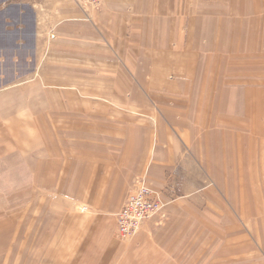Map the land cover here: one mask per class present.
Returning a JSON list of instances; mask_svg holds the SVG:
<instances>
[{
    "label": "rangeland",
    "instance_id": "374dc122",
    "mask_svg": "<svg viewBox=\"0 0 264 264\" xmlns=\"http://www.w3.org/2000/svg\"><path fill=\"white\" fill-rule=\"evenodd\" d=\"M19 1L0 0V90L11 98L9 124L30 121L38 107L43 114L56 110L55 122L63 124L66 104L59 93H79L102 85L107 89L111 83L102 81L108 80L111 69L99 68L102 61L95 55L80 61L78 50L70 53L63 45L48 43L37 53L32 6ZM71 1L86 19L103 2L96 0L94 7L85 10L77 0ZM184 4L186 14L199 17L192 21L190 35L189 26L183 28L182 44L192 52L180 54L179 60L184 62H178L179 67L165 68L156 59L158 51H147L144 54L156 59L151 69L134 68L138 54L124 52L121 82L116 86L128 91L122 78L133 81L135 89L147 96V105L137 100V105L134 101L126 105L127 101L121 100L118 106L168 109L167 117H162L167 118L168 134L180 143L182 154L192 158L191 165L177 166L189 173L194 191L190 217L183 213L184 255L190 257L184 264H264V117L259 116L264 102L258 104L262 113L261 108L247 111L245 105L255 96L257 100L259 95L264 97V36L262 41L252 22L264 17V0H185ZM48 33L51 40L53 30ZM186 59L194 63L188 66ZM70 63L76 66L70 67ZM79 66L88 67L81 71ZM166 70L168 83L160 85ZM143 79L152 83L144 84ZM246 90L248 98L243 93ZM101 101L112 106L111 100L89 99L87 107ZM136 118L155 121L150 116ZM15 132H8L7 150L0 149V264H48V247H54L48 243L49 211L55 204L65 203L58 196L63 181L54 173L61 166L64 139L67 145L70 141L74 144L78 133L51 131L49 139L43 132L40 140L35 132L21 142ZM33 137L39 157L22 158L14 152L15 145H31ZM155 141L153 133L152 143ZM182 179L189 181L187 175ZM176 200L185 204L187 197ZM84 205L79 203V210L83 211Z\"/></svg>",
    "mask_w": 264,
    "mask_h": 264
},
{
    "label": "crops",
    "instance_id": "0c3cea01",
    "mask_svg": "<svg viewBox=\"0 0 264 264\" xmlns=\"http://www.w3.org/2000/svg\"><path fill=\"white\" fill-rule=\"evenodd\" d=\"M19 3L32 6L37 53L48 43L63 45L70 53L78 50L80 61L95 55L102 61L96 66L111 69L112 73L108 80L102 81V84L111 83L107 89L102 85L95 90L86 87V91L79 93H59L66 104L63 124L55 122V116L59 115L56 110L43 114L39 107L35 108L30 121L17 120L9 124L11 98L0 90V149L7 150L8 132L13 130L21 142L27 134L35 132L40 140L43 132H47L49 139L51 131L78 133L74 144L70 141L67 145L64 139L61 166L54 170V177L63 181V191L58 196L64 198L65 203H57L55 209L49 211L48 243L54 247H48L47 253L51 254L48 264H184L190 261V257L184 255L182 233L184 219L190 217L194 208V191L189 173L185 169L184 172L178 170L177 166L179 163L191 165L192 158L183 155L180 143L168 134L167 118H162L167 117L168 109L131 107L135 105L119 108L121 100L127 101L126 105L132 104L131 101L137 105L136 100L140 105H147V96L135 89L133 81L122 78L130 91L119 90L116 85L121 82L124 52L138 54L134 56L138 60L132 65L134 68L151 69L156 59L165 68L184 62V59L179 60L180 54L193 49H189L190 46L186 49L182 44L183 28L185 24L189 26L190 35V25L199 17L186 14L185 0H103L90 19H86L81 8L71 0H20ZM253 21L257 25L256 32L264 33V17ZM50 30L54 33L51 40ZM263 36L261 34L262 41ZM147 51L151 54L158 51V57L152 60V55L144 54ZM185 61L188 66L194 63L193 59ZM69 66L76 65L70 63ZM79 67L82 71L88 66ZM162 76L160 85L168 83L167 70ZM142 83L152 81L143 79ZM89 99L111 100L112 106L101 101L87 107ZM137 116H150L155 121ZM153 133L155 143H152ZM33 141L35 138L25 147L15 145L14 152L18 151L22 158L39 157ZM185 175L187 182L182 179ZM138 176L144 177L147 184L160 193L165 204L160 212L146 219L135 234L122 238L116 233L115 213ZM182 195L187 197L185 204L176 200ZM79 203L85 204L83 211L79 210ZM187 221L190 225V218Z\"/></svg>",
    "mask_w": 264,
    "mask_h": 264
},
{
    "label": "built area",
    "instance_id": "2783aa9c",
    "mask_svg": "<svg viewBox=\"0 0 264 264\" xmlns=\"http://www.w3.org/2000/svg\"><path fill=\"white\" fill-rule=\"evenodd\" d=\"M77 1L86 10L88 7H94L96 0ZM164 204L160 193L151 188L144 177H136L122 206L115 213L116 233L120 237L132 236L146 219L160 212Z\"/></svg>",
    "mask_w": 264,
    "mask_h": 264
},
{
    "label": "bare ground",
    "instance_id": "6f19581e",
    "mask_svg": "<svg viewBox=\"0 0 264 264\" xmlns=\"http://www.w3.org/2000/svg\"><path fill=\"white\" fill-rule=\"evenodd\" d=\"M262 34V33H261ZM252 40H254V37H252ZM251 45V44H250ZM243 93H245V97L246 98H248V97H250V95H249V93H248V91L246 90V92H243ZM259 93V92H258ZM256 95V94H255ZM252 98H253V96H251ZM257 96H255L253 99H252V101H246V109H247V111H249V110H252L253 108H254V111H257V110H259L261 107H258V104H259V100L260 101H262V102H264V97H261L260 95H259V99L257 100V98H256ZM230 101H232V103L234 102L233 100H230ZM234 105V104H233ZM262 105H263V103H262ZM261 105V106H262ZM259 106H260V104H259ZM260 112L262 113V108L260 109ZM260 117L262 116V118L264 117V110H263V113L261 114V115H259ZM259 120V119H258ZM264 123V122H263ZM262 123V124H263ZM263 128H264V125H263V127H262V131H263ZM257 130H259V128L257 129Z\"/></svg>",
    "mask_w": 264,
    "mask_h": 264
}]
</instances>
